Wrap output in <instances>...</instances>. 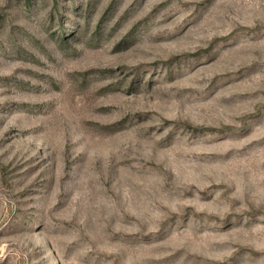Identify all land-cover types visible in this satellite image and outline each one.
I'll use <instances>...</instances> for the list:
<instances>
[{
	"label": "rangeland",
	"instance_id": "obj_1",
	"mask_svg": "<svg viewBox=\"0 0 264 264\" xmlns=\"http://www.w3.org/2000/svg\"><path fill=\"white\" fill-rule=\"evenodd\" d=\"M0 264H264V0H0Z\"/></svg>",
	"mask_w": 264,
	"mask_h": 264
}]
</instances>
